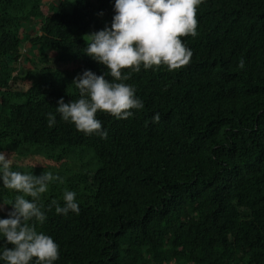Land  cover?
Returning <instances> with one entry per match:
<instances>
[{
	"label": "trees",
	"instance_id": "obj_1",
	"mask_svg": "<svg viewBox=\"0 0 264 264\" xmlns=\"http://www.w3.org/2000/svg\"><path fill=\"white\" fill-rule=\"evenodd\" d=\"M44 1L0 0V151L12 170L63 177L43 205L76 193L78 214L47 207L35 226L57 243L54 264H264V0H201L196 35L181 37L189 62L122 69L144 107L120 120L98 111L103 139L55 106L78 98L84 69L112 79L84 49L114 0H59L47 15ZM17 194L0 186V203Z\"/></svg>",
	"mask_w": 264,
	"mask_h": 264
},
{
	"label": "clouds",
	"instance_id": "obj_2",
	"mask_svg": "<svg viewBox=\"0 0 264 264\" xmlns=\"http://www.w3.org/2000/svg\"><path fill=\"white\" fill-rule=\"evenodd\" d=\"M200 3L201 0H114L110 24L89 33L84 49V54L103 65L112 79H106L104 72L97 75L89 69L78 73L71 82L78 98L68 102L63 97L57 99L55 111L59 118L85 135L103 139L107 130L96 116L98 111L120 120L132 117L133 110L143 109L135 88L122 82L128 76L121 70L139 72L162 65L171 71L188 63L191 49L181 37L196 35L195 13ZM237 66L243 67V59ZM47 115V123L52 126L55 115ZM159 119L160 114L154 113L151 122ZM11 163L9 155L0 151V186L19 193L12 201L0 203V211L3 204L11 205L6 216L0 218V264H54L58 245L35 226L45 222L47 207L59 215L78 214L76 193L64 190L62 203L53 199L45 206L39 202L41 194L50 182L63 183V177L51 172L22 173L12 170Z\"/></svg>",
	"mask_w": 264,
	"mask_h": 264
},
{
	"label": "rangeland",
	"instance_id": "obj_3",
	"mask_svg": "<svg viewBox=\"0 0 264 264\" xmlns=\"http://www.w3.org/2000/svg\"><path fill=\"white\" fill-rule=\"evenodd\" d=\"M55 1H56L57 3L59 2V0H45V1H44L45 3H44V5H43V11L45 12L46 15L48 14V8H49L50 3L55 2ZM20 6H23V3H22V2H20V1L15 2V7H16V8H20ZM35 27L38 28L39 26H38V25H35ZM35 27H34V25H33V27H32V31H35ZM29 47H30L29 43H26V44H25V48L22 49V53H25V50H28ZM41 52H42V50H41ZM27 53H28V52H27ZM51 56L53 57L54 55L51 54ZM31 58L36 60V59H37V55H36L35 53H32V57H31ZM25 68H26V69H30V68H32V67H31L30 64L27 63V65L25 66ZM25 71H26V70L23 71V74L26 73ZM21 72H22V71H21ZM46 156H47V151H46ZM36 159H38V157H34V156H32L31 158H28V159H26V160L23 159L24 161H22L20 164H21V166H27V164H31V163H33L34 160H36ZM49 189H50V184H49L48 189H47L46 192H48ZM55 191H56V193L60 194V193H59V190L55 189Z\"/></svg>",
	"mask_w": 264,
	"mask_h": 264
}]
</instances>
